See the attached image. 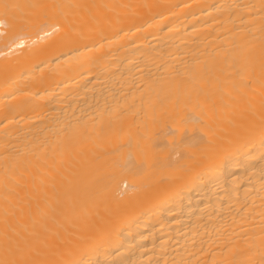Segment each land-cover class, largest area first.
<instances>
[{
  "label": "bare ground",
  "instance_id": "obj_1",
  "mask_svg": "<svg viewBox=\"0 0 264 264\" xmlns=\"http://www.w3.org/2000/svg\"><path fill=\"white\" fill-rule=\"evenodd\" d=\"M0 264H264V0H0Z\"/></svg>",
  "mask_w": 264,
  "mask_h": 264
}]
</instances>
